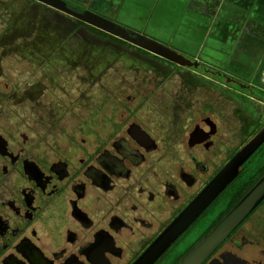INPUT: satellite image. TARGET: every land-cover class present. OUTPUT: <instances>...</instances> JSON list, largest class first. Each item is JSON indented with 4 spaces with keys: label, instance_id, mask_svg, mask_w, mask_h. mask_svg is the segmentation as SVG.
I'll return each mask as SVG.
<instances>
[{
    "label": "flooded vegetation",
    "instance_id": "flooded-vegetation-1",
    "mask_svg": "<svg viewBox=\"0 0 264 264\" xmlns=\"http://www.w3.org/2000/svg\"><path fill=\"white\" fill-rule=\"evenodd\" d=\"M20 1L62 16L39 0ZM13 2L0 0V264H132L241 148L256 142L151 263L179 264L264 175L259 67L244 74L207 64L199 53L180 65L95 32L133 45L150 63L132 67L131 80L100 79L96 96H61L56 77L66 69L59 55L47 54L46 63L35 55L44 50L43 33L21 32L16 39L30 48L13 51L7 30L18 17L31 19L28 6L13 16ZM66 6L117 21L84 0ZM31 16L35 27L38 14ZM108 68L90 82L108 76ZM15 75L23 79L20 95H13ZM232 255L264 264V197L199 264Z\"/></svg>",
    "mask_w": 264,
    "mask_h": 264
},
{
    "label": "rangeland",
    "instance_id": "rangeland-1",
    "mask_svg": "<svg viewBox=\"0 0 264 264\" xmlns=\"http://www.w3.org/2000/svg\"><path fill=\"white\" fill-rule=\"evenodd\" d=\"M13 4L17 5L13 9V16L17 18L20 12L19 9L21 7L25 9L28 6L26 10L31 18H24L19 22L18 17V20L14 21L12 29L7 30L9 31L8 36L13 34L12 36L15 38L12 44L13 51L19 55L30 48L26 47L21 37L16 39L17 36L21 35V32L37 28V30L35 29L36 31L43 33L44 46L43 44L42 46L44 50L39 53L35 52V55L39 58L38 61L42 60L43 57L45 63L47 62V54L55 52L59 55L60 69H66L61 71L59 76L56 77L59 82L61 96H96V90L97 92L100 91L98 88L100 79L103 81L112 79L131 80L134 74L132 67H136V65L142 67L150 63L148 60L149 55L145 53L138 54L133 45L113 37L96 36L95 32L97 31L93 30V26L79 23L80 21L75 22L73 18L72 20L67 19L69 16L63 12L54 10L62 15L58 17L49 11L35 10L26 4L24 7V2L20 0H16ZM122 8L117 17V22L124 25L127 29L136 30L152 37L186 58H190L199 52L203 54V51H201L202 47L200 48L202 41L197 38L199 36L197 32L199 27L193 22L197 18L190 16L185 5L179 1L126 0ZM35 13L38 14L39 19L36 20L37 24L34 27L35 21L32 20L31 15ZM14 60V63H23V61ZM70 65H75V69L69 70ZM107 65H109L108 76L96 78L98 79H95L96 82L98 81L97 83L90 82L99 74V70ZM252 70L247 71V73L249 72L250 74ZM242 71L245 74V71ZM121 75H123L122 78ZM143 75L144 73L141 71L138 77L140 78ZM246 75L248 76V74ZM148 76V74L144 76L143 80L149 79ZM13 79L18 81V84L13 87V95H20L21 80L23 81V79L16 75ZM86 87H90L88 92H85ZM256 92L261 93L264 98V92L259 90ZM224 203L222 202L221 205H218L221 210L224 207ZM188 238L189 236L185 237L180 246H185L187 244L185 242L189 240Z\"/></svg>",
    "mask_w": 264,
    "mask_h": 264
},
{
    "label": "water",
    "instance_id": "water-1",
    "mask_svg": "<svg viewBox=\"0 0 264 264\" xmlns=\"http://www.w3.org/2000/svg\"><path fill=\"white\" fill-rule=\"evenodd\" d=\"M46 5L57 8L75 16L77 19L98 28L106 33L119 37L131 44L172 60L180 65L193 62L139 31L127 29L124 25L90 9L75 11L66 6L64 0H39ZM257 143L251 142L241 148L205 188L195 197L183 212L167 227V229L151 244L143 254L132 264H151L170 242L185 228L204 206L223 188L235 175L238 166L255 149ZM264 197V175L241 197V199L221 218V220L206 234L196 247L179 264H199L255 207ZM208 264H248L235 256L224 258L222 262L213 261Z\"/></svg>",
    "mask_w": 264,
    "mask_h": 264
},
{
    "label": "crops",
    "instance_id": "crops-1",
    "mask_svg": "<svg viewBox=\"0 0 264 264\" xmlns=\"http://www.w3.org/2000/svg\"><path fill=\"white\" fill-rule=\"evenodd\" d=\"M84 1L98 9H109L116 20L126 2ZM177 1L185 5L190 16L197 18L193 22L199 27L197 38L202 41L203 51L199 54L205 63L241 71L258 67L264 70V0Z\"/></svg>",
    "mask_w": 264,
    "mask_h": 264
},
{
    "label": "built area",
    "instance_id": "built-area-1",
    "mask_svg": "<svg viewBox=\"0 0 264 264\" xmlns=\"http://www.w3.org/2000/svg\"><path fill=\"white\" fill-rule=\"evenodd\" d=\"M260 81L264 85V70L262 71V73L260 75Z\"/></svg>",
    "mask_w": 264,
    "mask_h": 264
},
{
    "label": "trees",
    "instance_id": "trees-1",
    "mask_svg": "<svg viewBox=\"0 0 264 264\" xmlns=\"http://www.w3.org/2000/svg\"><path fill=\"white\" fill-rule=\"evenodd\" d=\"M92 28H93V30H96L97 32H100V33L105 34V32H103V31H101V30H99V29H97V28H94V27H92Z\"/></svg>",
    "mask_w": 264,
    "mask_h": 264
}]
</instances>
